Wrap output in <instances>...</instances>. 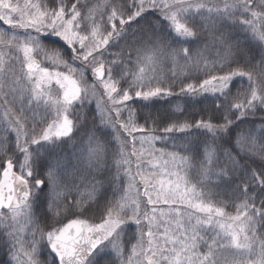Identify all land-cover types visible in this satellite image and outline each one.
Wrapping results in <instances>:
<instances>
[{"label":"snow or ice","instance_id":"6c2138e0","mask_svg":"<svg viewBox=\"0 0 264 264\" xmlns=\"http://www.w3.org/2000/svg\"><path fill=\"white\" fill-rule=\"evenodd\" d=\"M0 250L264 264V0H0Z\"/></svg>","mask_w":264,"mask_h":264},{"label":"trees","instance_id":"16d2710c","mask_svg":"<svg viewBox=\"0 0 264 264\" xmlns=\"http://www.w3.org/2000/svg\"><path fill=\"white\" fill-rule=\"evenodd\" d=\"M178 103H180L181 107H184L183 99L180 100ZM207 104H208V102H205L204 104H196L194 107H191V106H190V107H189V111H190V112H192V111H199L200 108H202V107H206ZM94 106H95L94 103L91 104V105H89V107H94ZM156 107H157V108H160L161 110H163V108H167L168 106H167V105H164V104H162V103H158V104L156 105ZM174 108H175V105H173V109H174ZM257 119H259V117H257ZM72 150H73V146H72L71 143H69L68 146H67V148H66V151H67L69 154H71ZM65 222H66V221H65ZM6 259H9V257H7V256L5 255V252H4V251L0 250V264H3L4 260H6Z\"/></svg>","mask_w":264,"mask_h":264},{"label":"rangeland","instance_id":"374dc122","mask_svg":"<svg viewBox=\"0 0 264 264\" xmlns=\"http://www.w3.org/2000/svg\"><path fill=\"white\" fill-rule=\"evenodd\" d=\"M5 28L7 27V26H4ZM97 95H99V94H97ZM13 139H14V136H13Z\"/></svg>","mask_w":264,"mask_h":264}]
</instances>
